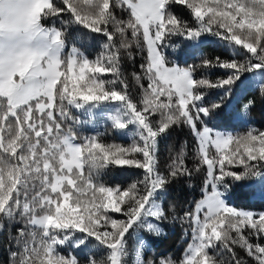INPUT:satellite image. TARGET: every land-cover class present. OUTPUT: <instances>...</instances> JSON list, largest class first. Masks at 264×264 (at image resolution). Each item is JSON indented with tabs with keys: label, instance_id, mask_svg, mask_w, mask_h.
<instances>
[{
	"label": "snow or ice",
	"instance_id": "obj_1",
	"mask_svg": "<svg viewBox=\"0 0 264 264\" xmlns=\"http://www.w3.org/2000/svg\"><path fill=\"white\" fill-rule=\"evenodd\" d=\"M177 5L195 26L178 15ZM57 20L61 28L47 26ZM64 25L102 34L104 50L94 60L75 45L66 53ZM205 33L227 42L244 62L216 57L180 67L168 59L171 37L194 41ZM133 49L143 57L140 71L131 73L141 90L138 103L121 70L122 50L133 59ZM200 66L232 71L213 82L196 78ZM245 72L260 77L264 96V0H0V231L4 221L22 225L10 237L16 251L9 248V264H78L60 252L66 244L88 249L89 264H127L132 231L161 234L158 222L167 214L157 200L167 185L202 168V198L174 217L191 229L179 264H249L237 249L264 264V212L230 206L226 179L264 175L258 171L264 169V131L232 135L209 126ZM206 88L224 89L220 101L206 106ZM251 103L231 118L243 120ZM101 105L112 129L133 126L130 146L98 137L77 143L80 120L72 109L92 119ZM182 125L196 139L197 163L189 169L181 150L163 175L159 138ZM109 165L141 169L143 176L126 189L96 183ZM142 245L138 239L132 264H145Z\"/></svg>",
	"mask_w": 264,
	"mask_h": 264
},
{
	"label": "trees",
	"instance_id": "obj_2",
	"mask_svg": "<svg viewBox=\"0 0 264 264\" xmlns=\"http://www.w3.org/2000/svg\"><path fill=\"white\" fill-rule=\"evenodd\" d=\"M175 8L177 9L178 15H180L182 19L188 20L192 26H195L194 20H192L190 15L187 13V10L183 9V6L177 5ZM121 15L123 16L126 14ZM64 19L67 20V17L65 16ZM47 26L52 27L53 25L49 22ZM58 27L61 28L62 25L59 24ZM64 27L67 29L66 53L75 45L79 48L80 52H83L86 55V57L89 59H95L98 53L104 50L103 46L107 42V38L102 34L89 33L86 30L87 33L86 36H84L81 35L83 29L79 26L64 25ZM180 39L181 37L179 36L171 37L168 42L169 46L165 49V54L168 56V59L175 61L180 67L201 65L202 60L207 59L215 61L216 57H219L221 60L236 59L240 62H244L246 59V57L241 56L233 57L228 51H225L222 47L216 46L213 43L201 45L199 54L196 51L194 55L189 54L183 57L182 50H184V48H180ZM177 49L181 50L178 51ZM133 53L134 58L129 59L122 50L121 70L128 80L129 95L138 103L141 90L132 79L131 73L140 71L139 65L143 63V57L138 54L135 49H133ZM221 69L222 68L215 66L207 68L200 66L196 68L194 75L197 79L206 78L215 82L219 79L225 78L226 75L232 71H230V69H226L228 72H224L221 71ZM211 71H215V73L211 74ZM248 73L249 72H245L242 76ZM237 82L233 85L234 88L236 87ZM144 83L146 84L147 82L144 81ZM261 87L262 84L255 90L247 91L243 95L240 103L249 104V101H252L249 113L253 120L254 127L258 129L257 131H264V96L261 95ZM218 89L219 88L203 89L205 93L204 103L206 106H210L220 101V97L214 98V94L218 91ZM234 91L232 94H234ZM228 101L227 94L221 104V108L216 110L219 112V115L211 120L209 126L219 130L228 129L233 130L234 132L236 131V133H234L235 135H242L247 131L252 130L249 127H242L243 125H241L239 121L231 119V113L228 112ZM73 115L76 117L78 116L74 112ZM153 119H156V117ZM74 129L78 134V143L85 137H98L104 143L117 144L125 147L130 146L132 143V139H125L121 137L110 127V125H106L103 129V133L100 134L92 133L89 129L82 127L78 123L74 125ZM196 146V139L186 125L178 127L173 126L167 134L164 151L158 156V171L167 176L169 164L181 150L184 152L185 165L189 169H194V165L197 163L195 159ZM232 170L243 171L242 168L235 167ZM258 171L263 172L264 169H258ZM142 176L143 171L141 169L127 166L109 165L107 169L103 170L101 174L95 178V182L110 187H120L122 189H126L130 184L139 180ZM256 177L257 176L246 178L241 181H234L231 178H226L228 183L231 185L230 194L227 198L230 206L239 210L251 211L254 214L264 212V200L252 199V192H250L246 187V185L254 181ZM204 182L205 170L202 168L200 172H195L193 170V175L191 177L180 176L175 180H171V182L167 185L163 200V209L167 214V219L159 222L160 226L167 234L165 238L151 242V251L147 253L148 261H155L158 264L161 259L167 260L170 258L178 264L182 259L185 249L188 244L191 243V229L187 223H182L179 219H174V217H180L184 212L192 210L195 202L202 198ZM110 215L113 218L120 220L124 218V216L120 213H110ZM21 226L22 225L20 223H10L8 221H4L1 239L7 243L11 236L16 235L17 229ZM260 242L264 243V241ZM237 251L242 257H245V259L249 261V264H254V261H251V258H247L246 254L242 250L237 249ZM64 254L66 257H69L70 253ZM74 254H76L78 259H80L78 264H84L81 261L83 257L77 253ZM85 263L89 264V261Z\"/></svg>",
	"mask_w": 264,
	"mask_h": 264
},
{
	"label": "rangeland",
	"instance_id": "obj_3",
	"mask_svg": "<svg viewBox=\"0 0 264 264\" xmlns=\"http://www.w3.org/2000/svg\"><path fill=\"white\" fill-rule=\"evenodd\" d=\"M59 24L60 22L59 20H57L56 23L52 25L59 28L58 27ZM86 33L87 31L83 29L81 35L86 36ZM206 43H213L216 46L222 47L225 51H228L233 56L231 45L221 40L219 37L212 36L211 34H208V33H205L198 40H194V41H189V40H186L184 37H181L180 42H179L180 48H184V50H182L183 57L189 54L194 55L196 51L199 54V49L201 45L206 44ZM177 50L180 51L181 49H177ZM81 53L84 56H86L83 52ZM90 60H94V59H90ZM221 71L228 72L226 69H221ZM210 73L213 74L215 73V71H211ZM100 78L104 80H108V79H111V76H102ZM261 84L262 82H261L260 77L255 72H251V73L249 72L248 74L241 77V79L237 82V85L235 88L234 86H232V91L228 93V100H229L228 101V112L231 113V117L237 111H239L243 115L244 106L247 105V104H240L243 95L247 91L255 90L256 88L260 87ZM233 91H234V94H232ZM222 94H224V89L219 88L218 91L215 92L214 98L220 97L221 99ZM104 108H105V105H101L100 109H96L95 110L96 115L92 119H89L88 116L84 114L83 110L72 109V111L78 115L77 117L80 120V123H78L79 125H81L84 128L89 129L92 133L100 134V133H103V129L106 125H110V121L106 119L107 113L106 111L103 110ZM249 109H250V106L248 107L247 115L245 116L243 120L233 119V118L231 119L235 121H239L241 125H243L242 127H249L250 129L257 131L258 129L254 127L253 120L249 113ZM133 130H134L133 126L130 125L129 128L126 130H121V131L115 130V131L121 137L125 139H131V131ZM214 130L222 132V133L232 134V135H235L234 133H236V131L234 132L233 130H228V129H223V130L214 129ZM125 132H127L128 134L127 135L124 134ZM166 137L159 138L157 156H159L164 151ZM246 187L249 189L250 192H252V199L264 200V175L257 176L256 179L252 181L250 184H247ZM164 195L162 198L157 200V203L160 204L162 208H163ZM124 219H126V217H124L121 220H124ZM150 219L154 220V218H150ZM158 225H159V230L161 233L160 235H156L154 232H149L147 229H137L135 231H132L131 237L127 239V247H128V252L130 254L127 257V264H132L133 256L131 255V253L138 239L143 241V245H142L143 260L145 264H148V262H151L147 260V255H148L147 253L150 252L152 248L151 242L161 240L162 238H165L167 234L164 231V229L160 226L159 222H158ZM2 232L3 230L0 231V264H7L9 263V259H10L9 248H11L12 251H16V247L14 243L11 241V239H8L7 243L1 239ZM75 235L79 236V235H84V234L75 232ZM95 250L96 249L94 248L92 251L94 252ZM60 252L63 255H65L64 253H70L69 257L75 258L77 261H80V259L77 258L76 254H74V253H77L78 255L83 257L81 261L84 264H86L85 262L89 261L92 258V253L88 249L83 248V247L78 248V247H73V246H69L66 244V245L60 246Z\"/></svg>",
	"mask_w": 264,
	"mask_h": 264
}]
</instances>
